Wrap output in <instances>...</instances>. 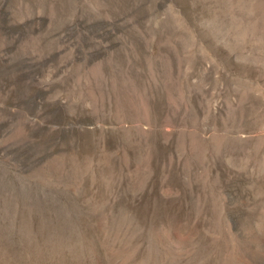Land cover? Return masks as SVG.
<instances>
[{
    "label": "rangeland",
    "instance_id": "rangeland-1",
    "mask_svg": "<svg viewBox=\"0 0 264 264\" xmlns=\"http://www.w3.org/2000/svg\"><path fill=\"white\" fill-rule=\"evenodd\" d=\"M0 264H264V0H0Z\"/></svg>",
    "mask_w": 264,
    "mask_h": 264
}]
</instances>
